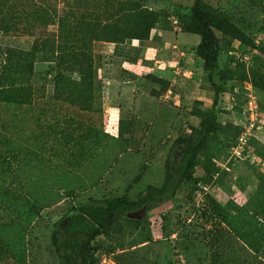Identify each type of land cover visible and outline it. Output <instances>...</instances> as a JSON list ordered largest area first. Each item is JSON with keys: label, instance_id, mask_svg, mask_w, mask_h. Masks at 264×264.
Segmentation results:
<instances>
[{"label": "rangeland", "instance_id": "rangeland-1", "mask_svg": "<svg viewBox=\"0 0 264 264\" xmlns=\"http://www.w3.org/2000/svg\"><path fill=\"white\" fill-rule=\"evenodd\" d=\"M194 2L92 0L96 26L61 72L46 30L0 33V264H60L52 238L73 210L160 187L211 111L174 196L120 209L95 263L264 264V0H203L222 44L218 96L196 55ZM251 94L260 120L240 153Z\"/></svg>", "mask_w": 264, "mask_h": 264}, {"label": "trees", "instance_id": "trees-1", "mask_svg": "<svg viewBox=\"0 0 264 264\" xmlns=\"http://www.w3.org/2000/svg\"><path fill=\"white\" fill-rule=\"evenodd\" d=\"M90 2V5L80 9L79 0H67L61 8L60 0H0V33L5 36H33L37 27L46 30L47 43L42 45L49 44L53 49L56 48L61 72L63 69L59 65V58L68 60V64L74 66L81 54L82 37L86 28L92 30L91 27L96 26V21L91 20L93 3L92 0ZM87 18L92 25L83 23ZM190 21L194 34L200 38L196 55L204 62V71L218 96L222 88L215 82L214 75L219 72L222 44L215 23L205 10L203 0H195L190 9ZM53 25H58L57 32L47 30ZM40 38L37 37L35 42L38 43ZM12 86L13 84L6 85L2 82L5 90ZM200 115L202 121L200 128L194 131L196 136L184 140L180 148L182 152L173 162L167 163L165 179L160 187L148 186L135 199L125 194L117 198L81 204L73 210L64 228L56 230L52 238L60 264H96L93 257V253L97 251L96 241L100 236L109 235L120 209L134 213L156 206L160 201L174 196L187 177L202 145V141L197 142L198 138L212 133L214 129L213 112H201Z\"/></svg>", "mask_w": 264, "mask_h": 264}, {"label": "built area", "instance_id": "built-area-1", "mask_svg": "<svg viewBox=\"0 0 264 264\" xmlns=\"http://www.w3.org/2000/svg\"><path fill=\"white\" fill-rule=\"evenodd\" d=\"M173 49L175 52H179L180 56H185V52L182 51L178 46H173ZM183 69V68H182ZM181 70V68H178V71ZM260 120V114L258 110V105L255 102V97L251 94L249 97V101L247 104V113L245 116V119L242 120L241 127L243 128V133L239 139V143L237 145V148L235 149L236 152H242L245 147L248 144L249 140V134L252 132V130L257 127Z\"/></svg>", "mask_w": 264, "mask_h": 264}]
</instances>
